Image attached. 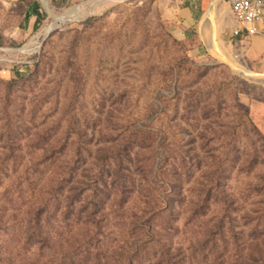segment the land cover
I'll return each mask as SVG.
<instances>
[{"label": "rangeland", "instance_id": "374dc122", "mask_svg": "<svg viewBox=\"0 0 264 264\" xmlns=\"http://www.w3.org/2000/svg\"><path fill=\"white\" fill-rule=\"evenodd\" d=\"M229 9L228 0H0L7 264L112 263L136 222L152 223L178 261L206 264L204 228L222 206L213 196L206 214L192 209L217 187L250 198L264 169L254 166L264 150V18L247 32ZM105 183L110 197L84 194ZM164 184H180L183 202L154 217ZM77 199L106 204L88 252L89 228L64 222ZM41 209L55 249L24 247Z\"/></svg>", "mask_w": 264, "mask_h": 264}, {"label": "trees", "instance_id": "16d2710c", "mask_svg": "<svg viewBox=\"0 0 264 264\" xmlns=\"http://www.w3.org/2000/svg\"><path fill=\"white\" fill-rule=\"evenodd\" d=\"M246 115H249V111L246 109ZM261 145L264 148V135H261ZM240 158V157H238ZM247 162V160H245ZM254 166H262L264 168V150L255 152ZM216 174V173H214ZM213 185L219 186L220 181L214 179L211 181ZM166 185V191L160 198V203L156 205L157 212L153 213L154 217L162 213L172 215L175 213L177 205L183 202V189L181 185L164 184ZM103 187V186H102ZM111 185L105 183L104 189L100 188L97 184L94 189L86 188L85 193L98 192L105 193L110 197L109 188ZM127 189L125 185L121 187ZM208 196L202 201H199L192 209V213L195 216L201 215V213H207V210L211 208V202L213 196L217 204L221 205V212L223 216L217 220L209 222L205 226L203 233V244L207 247L206 251V264H264V169L263 172L257 175V180L254 186H251L249 190L250 198L241 199L236 201L233 199L228 191L219 189L217 187L216 195L213 190L207 191ZM72 197H69L71 199ZM81 202L80 210L78 214H74L68 206V213L64 218L66 225L74 227L81 225L85 228H89V233L86 235L88 239L85 243L86 252L91 250L92 247L99 242V236L102 233L103 223L100 220V215L103 213V207L105 202L102 201H89V199ZM206 210V212H205ZM45 210L41 209L40 213L34 219V227L25 233L24 247H36L39 251L44 249H55L54 245H51V237L45 236L46 223L50 224L48 220L43 221V215ZM159 213V214H157ZM233 213H240L237 222L236 218H232ZM147 214V213H145ZM232 219V223H230ZM74 221L75 225L70 223ZM0 220V224H1ZM234 222L236 225H234ZM240 228V232H236L237 225ZM231 225V227H230ZM30 228V227H29ZM175 229L170 227V229ZM134 230V232H133ZM143 232V237H135V232ZM164 230V227H163ZM91 232V233H90ZM232 237V242L230 239ZM161 233L156 229L152 223H139L134 224V229L131 231L129 239L123 241V244L119 246V250L114 249L112 255L108 259H112V263L108 261L107 264H185L186 261H194V257L182 258L181 261L177 260L176 252H180V249L173 247L170 243H164L161 239ZM167 239V238H166ZM85 241V240H84ZM168 242V240H167ZM2 243V242H1ZM0 243V264H7L6 248ZM69 243V241H68ZM237 247L238 251L233 254V245ZM149 248L150 253L146 251ZM101 257L97 254V260ZM105 259V258H104ZM186 259V260H185ZM86 262V261H85ZM61 264H76L74 262L66 263L65 260L60 262ZM96 264V263H95ZM189 264H192L189 262Z\"/></svg>", "mask_w": 264, "mask_h": 264}, {"label": "built area", "instance_id": "2783aa9c", "mask_svg": "<svg viewBox=\"0 0 264 264\" xmlns=\"http://www.w3.org/2000/svg\"><path fill=\"white\" fill-rule=\"evenodd\" d=\"M228 5L237 25L247 32L264 18V0H228Z\"/></svg>", "mask_w": 264, "mask_h": 264}, {"label": "bare ground", "instance_id": "6f19581e", "mask_svg": "<svg viewBox=\"0 0 264 264\" xmlns=\"http://www.w3.org/2000/svg\"><path fill=\"white\" fill-rule=\"evenodd\" d=\"M46 3L44 2V6L46 7ZM48 7V6H47ZM78 11V10H77ZM73 16H75V12L73 11V12H71V13H69L68 15H67V18L69 17V19H72L73 18ZM56 22H60V21H58L57 19H56ZM55 28V27H54ZM54 29H52L51 30V33H52V31H53Z\"/></svg>", "mask_w": 264, "mask_h": 264}, {"label": "crops", "instance_id": "0c3cea01", "mask_svg": "<svg viewBox=\"0 0 264 264\" xmlns=\"http://www.w3.org/2000/svg\"><path fill=\"white\" fill-rule=\"evenodd\" d=\"M212 2V0H210V3ZM230 10V9H229ZM230 14L232 15L231 11H230Z\"/></svg>", "mask_w": 264, "mask_h": 264}]
</instances>
